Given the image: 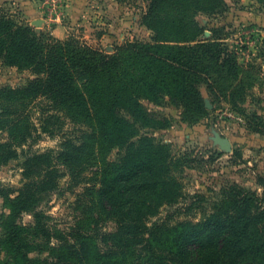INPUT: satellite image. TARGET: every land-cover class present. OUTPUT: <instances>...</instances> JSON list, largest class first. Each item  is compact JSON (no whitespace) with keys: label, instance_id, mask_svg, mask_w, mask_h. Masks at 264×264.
I'll list each match as a JSON object with an SVG mask.
<instances>
[{"label":"trees","instance_id":"16d2710c","mask_svg":"<svg viewBox=\"0 0 264 264\" xmlns=\"http://www.w3.org/2000/svg\"><path fill=\"white\" fill-rule=\"evenodd\" d=\"M143 1L151 39L126 40L113 54L77 36L38 32L0 9L1 63L33 76L19 88L0 89V166L25 156L22 186L15 198L6 196L11 215L0 239L14 264H264L263 179L261 194L222 187L221 200L197 221L147 225L163 205L182 198L181 174L201 160L173 155L171 144L141 133L169 125L145 102L173 104L193 123L222 100L242 111L248 86L236 53L214 35L200 38L196 13L214 12L224 0ZM247 118L264 133L263 115ZM44 135L58 136L59 150L32 151ZM114 148L119 156L108 159ZM61 166L85 184L75 209L90 217L58 237L50 259H33L28 254L51 240L38 208L58 189L66 174ZM93 177L95 184L88 180ZM97 209L114 230L95 217ZM29 212L34 222L22 224Z\"/></svg>","mask_w":264,"mask_h":264},{"label":"rangeland","instance_id":"374dc122","mask_svg":"<svg viewBox=\"0 0 264 264\" xmlns=\"http://www.w3.org/2000/svg\"><path fill=\"white\" fill-rule=\"evenodd\" d=\"M224 1L225 5L214 12L196 13L203 29L200 38L214 35L236 53L241 65V83L248 86V94L242 102V111L233 110L226 100H222L215 104L216 109L208 116L193 123L184 118L181 108L173 104L145 102L151 111L167 116L169 125L161 129L144 128L141 133L171 144L173 155L189 154L201 160L181 174L182 198L173 205H163L157 215L149 218V227L155 223L199 220L204 211L221 200L222 187L238 185L260 194L263 190L260 180H264V133L251 129L247 117L256 111L264 116V0ZM147 5L143 0H0V9L29 23L36 31L48 32L62 40L77 36L108 54H113L126 40L151 39L152 31L143 24ZM31 77L29 70L2 65L0 60V89L19 88ZM202 91L206 107L212 110L211 98L206 89ZM208 102L212 107L207 106ZM214 130L230 139L231 151L223 150L214 142ZM59 145L58 136L44 135L32 146V151L59 150ZM120 152L119 148H114L108 159H116ZM24 160L25 156L20 155L0 166V239L4 232L3 220L11 215V204L6 196L15 198L22 186ZM61 169L66 174L58 189L46 194L38 208L44 213L51 240L48 243L46 238L43 239L40 248L28 254L33 259H50L58 237L69 233L81 217L88 216L81 209H75L78 194L84 192L85 184L72 179L63 166ZM86 175L92 178L90 172L87 171ZM93 178L88 180L95 184ZM95 217L107 227L106 230H114L115 224L101 216L98 209ZM33 222L34 212L26 213L21 221L27 225ZM12 258L0 245V264H14Z\"/></svg>","mask_w":264,"mask_h":264},{"label":"water","instance_id":"95a60500","mask_svg":"<svg viewBox=\"0 0 264 264\" xmlns=\"http://www.w3.org/2000/svg\"><path fill=\"white\" fill-rule=\"evenodd\" d=\"M207 106L208 107H212L211 103H207ZM214 137H213V140L216 144H219L220 147L225 150V151H231L232 149V143L230 141L229 138L227 137H223L222 135H220L219 132L215 131L214 130Z\"/></svg>","mask_w":264,"mask_h":264}]
</instances>
